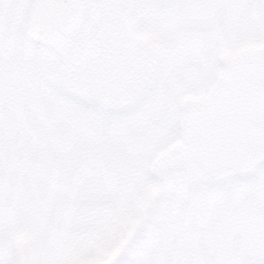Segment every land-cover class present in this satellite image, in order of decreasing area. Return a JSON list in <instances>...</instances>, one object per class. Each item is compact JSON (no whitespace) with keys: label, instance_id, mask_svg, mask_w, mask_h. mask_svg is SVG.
<instances>
[{"label":"rangeland","instance_id":"rangeland-1","mask_svg":"<svg viewBox=\"0 0 264 264\" xmlns=\"http://www.w3.org/2000/svg\"><path fill=\"white\" fill-rule=\"evenodd\" d=\"M31 1L0 0V264H264V0H82L52 49ZM215 95L246 124L203 167L186 118Z\"/></svg>","mask_w":264,"mask_h":264},{"label":"trees","instance_id":"trees-1","mask_svg":"<svg viewBox=\"0 0 264 264\" xmlns=\"http://www.w3.org/2000/svg\"><path fill=\"white\" fill-rule=\"evenodd\" d=\"M109 65V64H107ZM106 65V68L104 70H108L109 72L110 71V67ZM128 68L131 70L132 68V64H129L128 65ZM117 69V68H116ZM141 68H135V66L133 67V70L135 72L137 71H140ZM120 69L116 70L115 71V78H112L110 76V74L107 76L105 74H102L103 76V79H101L100 81H96V80H93V79H90L88 78V80L90 82V84H97L98 88L100 89V92H109L110 93V96H103V97H98L96 98V101L98 102H101L102 104H105V105H114V104H119L120 102L124 101L126 98H122L124 97L125 93L124 92H118V91H124L125 89V77L129 76V71L128 70H122L120 73ZM133 74V73H132ZM148 72L147 73H142L141 75V82L139 83V85L135 88V90L139 91L142 86L144 85L143 83L145 81H149L151 80V78L148 76ZM114 79V80H113ZM74 83V81H72ZM83 82H78L77 81V84L76 86H79L80 84H82ZM115 90H118L116 91V93L120 94L121 96L118 98V97H115V95H113L111 92H114ZM96 92V90H95ZM116 98H118V100H115ZM200 112H203L204 114H207V113H210L211 110H208L207 108H203V109H200L198 111V114H192V115H189L186 119V121H188V127L191 128L189 134L193 135V136H196L197 138L199 139H202V141H204V144H202V147L203 150H197V151H193L192 153H198L196 154V159L199 161H202V162H213L215 161L214 160V156L211 154V153H208L209 151H211V149H209L208 147V138L210 136V133L212 134V136H215L216 140H218L219 142H222L223 141V137L220 133V131H226V130H229L227 127H231L233 124H236L238 126H244L246 124V121H243L241 119L239 120H219V119H216L214 117H207L208 119H202L199 115H201ZM211 115V114H209ZM215 127L218 128V133L215 134L213 133ZM236 137V134H232L230 135L228 138L225 137V142H226V145H225V148L224 151H223V154L227 157V151H228V148H229V144H230V141L232 139H234ZM185 146V145H184ZM208 146V147H207ZM208 149V150H207ZM219 149V148H218ZM180 149L178 148V151ZM182 153L181 152H176L172 157H169L170 160L172 159H175V158H178V160L180 159V157H182ZM201 162V163H202ZM202 164H205V163H202ZM210 168V167H209Z\"/></svg>","mask_w":264,"mask_h":264},{"label":"water","instance_id":"water-1","mask_svg":"<svg viewBox=\"0 0 264 264\" xmlns=\"http://www.w3.org/2000/svg\"><path fill=\"white\" fill-rule=\"evenodd\" d=\"M80 17L78 0H32L25 38L51 48L61 37L77 30Z\"/></svg>","mask_w":264,"mask_h":264},{"label":"flooded vegetation","instance_id":"flooded-vegetation-1","mask_svg":"<svg viewBox=\"0 0 264 264\" xmlns=\"http://www.w3.org/2000/svg\"><path fill=\"white\" fill-rule=\"evenodd\" d=\"M81 4H82V0H81ZM82 8H83V5H82ZM225 52L228 55H231V54L228 53V51L225 50ZM254 70L255 71H259V70H256V69H254ZM251 76H254V75L252 74ZM261 76L264 78V71L261 73ZM242 78H247V76L244 75V76H242ZM262 81L264 82V80H262ZM217 97L218 96L215 95L213 97V100L211 101V103H209V106H208L207 109L211 110L210 113L204 114L203 112H200L201 115H199V116L202 119H208L207 117H214V118L219 119V120H228V119L229 120H234V119H237L236 117L238 115L245 113V109L246 108L244 107L242 101L233 102L232 100H234L235 98H232V99H229V100H226V101H223V100L221 101V98L218 99ZM239 109H242V110L241 111H237ZM209 114H211V115H209ZM211 163L213 165V162H211Z\"/></svg>","mask_w":264,"mask_h":264}]
</instances>
